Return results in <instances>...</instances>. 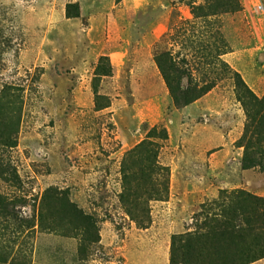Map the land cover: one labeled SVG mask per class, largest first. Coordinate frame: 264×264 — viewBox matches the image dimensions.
<instances>
[{"label":"rangeland","instance_id":"rangeland-1","mask_svg":"<svg viewBox=\"0 0 264 264\" xmlns=\"http://www.w3.org/2000/svg\"><path fill=\"white\" fill-rule=\"evenodd\" d=\"M234 72L264 96V0H0V264H171L231 192L264 198V99ZM151 154L167 190L140 224L120 196Z\"/></svg>","mask_w":264,"mask_h":264},{"label":"trees","instance_id":"trees-1","mask_svg":"<svg viewBox=\"0 0 264 264\" xmlns=\"http://www.w3.org/2000/svg\"><path fill=\"white\" fill-rule=\"evenodd\" d=\"M159 67L161 69V65ZM234 75L237 77V83L242 87L243 93L247 94L245 99L261 104L264 96L258 99L247 88L239 74L234 72ZM170 88L176 105H186L200 95V92H195L193 96H189L191 91L182 87L178 88L179 91L172 87ZM178 93H181V95L179 96ZM261 113L257 111L255 117L252 118L253 128H258L261 125V120L263 119ZM257 115L260 118L256 120ZM251 136L245 141V149L241 158V166L244 169L262 165L260 149L256 150L250 147ZM143 146L153 147L155 143L150 141L139 143L132 149V155L137 153V150L142 151ZM152 149H149V151ZM155 157L156 154L149 155L145 159L143 169L139 172V178L144 185L139 187L134 185L132 187L124 186V193L120 196L122 202L128 206L127 209L132 213V217L140 224L146 219L144 217H147L148 200L150 198L160 199L164 197L167 190L166 180H160L158 182L159 186H156L155 181L159 180V177L162 179L163 175L160 172L164 171V169L158 166ZM124 181L126 182L125 179ZM144 195L147 196L145 200L143 198ZM230 195L233 199L226 216L220 219L212 218L210 223L205 222L206 224L204 225L207 226L205 231L196 230L193 233L186 232L172 236L171 264H175V250H181L184 257L193 256L198 261L206 264H246L264 256V198L244 190H235ZM44 198H53L58 200V202H63V205H60L59 208L62 218L67 217L69 214L78 219V221L87 220L82 211L69 202L63 192L50 188L45 192Z\"/></svg>","mask_w":264,"mask_h":264},{"label":"built area","instance_id":"built-area-1","mask_svg":"<svg viewBox=\"0 0 264 264\" xmlns=\"http://www.w3.org/2000/svg\"><path fill=\"white\" fill-rule=\"evenodd\" d=\"M255 9H256V10H260V9H261V5H260V4H257V5L255 6Z\"/></svg>","mask_w":264,"mask_h":264}]
</instances>
